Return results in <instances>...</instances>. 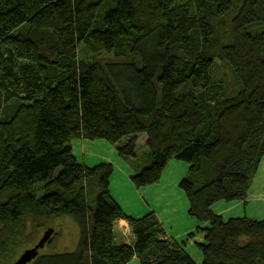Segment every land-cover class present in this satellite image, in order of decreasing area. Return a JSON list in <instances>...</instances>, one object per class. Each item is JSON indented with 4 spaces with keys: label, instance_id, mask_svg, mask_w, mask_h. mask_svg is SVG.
<instances>
[{
    "label": "trees",
    "instance_id": "trees-1",
    "mask_svg": "<svg viewBox=\"0 0 264 264\" xmlns=\"http://www.w3.org/2000/svg\"><path fill=\"white\" fill-rule=\"evenodd\" d=\"M233 1L197 0L195 14L186 0H0V264L62 220L78 230L74 251L33 264H194L154 214H123L110 165L89 169L71 152L103 141L132 159L139 135L149 165L135 189L157 184L170 161L188 166L178 188L207 224L202 264H264V218L211 211L245 206L264 158V0H241L226 29ZM118 221L131 246L115 240Z\"/></svg>",
    "mask_w": 264,
    "mask_h": 264
},
{
    "label": "crops",
    "instance_id": "crops-1",
    "mask_svg": "<svg viewBox=\"0 0 264 264\" xmlns=\"http://www.w3.org/2000/svg\"><path fill=\"white\" fill-rule=\"evenodd\" d=\"M140 136H137L136 147ZM141 137L140 143L145 145L146 136ZM70 146L72 155L79 165L89 169L100 164L111 166L109 196L125 216L140 219L149 213L154 214L166 238L182 246L194 264H202L196 246L204 243L203 230L207 228V224L199 223L188 216V203L178 188L179 182L187 176L186 164L170 161L157 184L137 190L130 179L149 165L147 152L139 156L135 149V158L125 159L117 156L115 147L103 141L79 140L71 142ZM211 211L223 221L242 217L262 220L264 218V158L251 182L246 205L243 206L241 202L229 204L219 202L211 207ZM113 232L118 243L132 245L133 237L124 221L116 222ZM129 264H139V261L133 258Z\"/></svg>",
    "mask_w": 264,
    "mask_h": 264
},
{
    "label": "rangeland",
    "instance_id": "rangeland-1",
    "mask_svg": "<svg viewBox=\"0 0 264 264\" xmlns=\"http://www.w3.org/2000/svg\"><path fill=\"white\" fill-rule=\"evenodd\" d=\"M185 1V0H184ZM187 3H189V5L192 8V12L197 14L196 12V8H197V0H186ZM211 5V6H210ZM241 5V0H234L233 1V6L231 11L229 12V14L227 16H225L223 18V22L225 25L226 29L230 28V24H231V20L233 19V17L236 15L238 9L240 8ZM208 6L212 7V9L214 10L215 6L212 4H208ZM111 8H113L111 6ZM109 9L106 7H100L98 10V13L96 15V20L93 24L98 25V27H102V19L104 14L108 11ZM97 23V24H96ZM93 26L92 30L95 29ZM88 56V54H87ZM89 57V56H88ZM214 74L217 77H226L227 83H231V85L233 84V89H236L237 86L235 85V81L233 80V78L229 75L228 70L220 63V62H216V69H214ZM143 136V135H141ZM139 137V143L137 144L136 147V152L139 156H141L143 153L147 152V149L145 147V145L141 144V138ZM181 163V162H180ZM185 164V163H183ZM40 195V193H39ZM257 219V218H255ZM52 229L54 230V234L51 237V241H50V245L44 246L41 250H39L38 252V256H50L56 253H71L74 251L77 241H78V230L76 228V226L74 225V223L70 220H62L59 222H55L52 225ZM45 231H41L38 232V236L37 238L34 240L33 243L25 246L27 248H32L37 242L38 240L41 238L42 234ZM26 250V248H25ZM62 253V254H63ZM9 264H12V261L9 262ZM28 264H33L32 262L28 263Z\"/></svg>",
    "mask_w": 264,
    "mask_h": 264
},
{
    "label": "water",
    "instance_id": "water-1",
    "mask_svg": "<svg viewBox=\"0 0 264 264\" xmlns=\"http://www.w3.org/2000/svg\"><path fill=\"white\" fill-rule=\"evenodd\" d=\"M52 232L53 230L51 229L46 230L38 242L32 248L25 250L13 264H28L32 262L38 256L39 250H41L50 239Z\"/></svg>",
    "mask_w": 264,
    "mask_h": 264
}]
</instances>
